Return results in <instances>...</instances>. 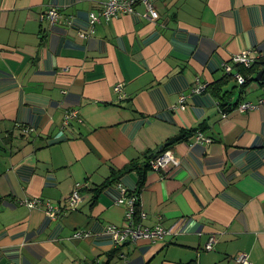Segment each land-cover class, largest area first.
Segmentation results:
<instances>
[{
	"label": "crops",
	"instance_id": "obj_1",
	"mask_svg": "<svg viewBox=\"0 0 264 264\" xmlns=\"http://www.w3.org/2000/svg\"><path fill=\"white\" fill-rule=\"evenodd\" d=\"M107 1L0 0V264H104L119 247L108 227L129 225L120 200L140 170L95 192L197 128L139 193V224L169 235L123 244L111 264H241V254L264 264V70L244 92L234 78L224 86L253 110L224 117L211 91L196 90L223 79L236 55L264 58V0H152L156 21L137 0L134 14L92 27ZM52 8L55 23L44 17ZM70 111L79 118L67 124ZM36 198L61 216L23 204Z\"/></svg>",
	"mask_w": 264,
	"mask_h": 264
},
{
	"label": "built area",
	"instance_id": "obj_2",
	"mask_svg": "<svg viewBox=\"0 0 264 264\" xmlns=\"http://www.w3.org/2000/svg\"><path fill=\"white\" fill-rule=\"evenodd\" d=\"M148 9V16L152 21L157 20V12L153 6L152 0H141ZM137 3V0H108L105 4H103V7L99 11H94L90 14V23L91 26L94 27L97 23L101 22L102 19L106 21H110L116 18H120L123 15L128 14H134L135 13V4ZM49 18L52 23H55L58 21L61 17V13L59 8H52L49 10V12L44 16ZM43 17V18H44ZM260 58H263L260 56L259 58H254L250 55V52H245L240 55H236L233 57L231 63H226L224 65V70L226 74L233 75L236 80L238 81V84L242 85L245 83L246 79L244 75L235 70V66H245L247 68L252 67ZM122 85L119 84L116 87L117 92H121ZM197 91H204L205 87H198L196 89ZM186 98L183 97L181 101V109L186 108ZM257 105L253 103H247L239 106V109L243 112L256 109ZM227 114H224V117H226ZM66 123H70L72 119L79 118L78 111H70L66 114ZM197 138L199 140H206L208 142H211V139L205 138L202 134H198ZM177 159L174 153L171 150H167L163 152L161 155L154 158L151 162L152 167L156 170H161L165 168L170 163H176ZM82 188L83 186L81 184H78L74 191L72 192L70 196V208L72 210H76L79 206V203L82 201ZM129 191H126V189L123 188V197L120 200L121 204H125L127 206V216L129 219V225L125 228H118L116 226H109L108 231L111 233L114 238L117 246L130 243V242H138L139 240H147L149 242L158 243L161 240L165 239L169 232L165 230L161 226H157L155 228H145L142 225L139 224L135 220V214L137 209V204L139 203V196L137 194H129ZM25 206H27L30 209L35 208H45L47 215L53 219L57 220L61 214L62 209L58 206H55L51 202H44L43 200H40L38 198L32 199V200H26L23 203ZM143 218L145 217V214H142ZM84 236H88V233H85L84 231H77L75 234L76 238H81ZM216 238H212L209 243L206 246L207 250H213L215 247ZM238 262L241 264H251L249 260V256L246 254H241L238 258Z\"/></svg>",
	"mask_w": 264,
	"mask_h": 264
},
{
	"label": "trees",
	"instance_id": "obj_3",
	"mask_svg": "<svg viewBox=\"0 0 264 264\" xmlns=\"http://www.w3.org/2000/svg\"><path fill=\"white\" fill-rule=\"evenodd\" d=\"M260 70H264V58H260L252 67L247 68L245 66H240V70L239 72H241L246 81L244 84L240 85L241 86V90L244 92L245 88L248 86V84L253 80V79H249V76L255 74V73H259ZM235 77L233 75H228L226 74V76L215 82L214 84H211L209 86L206 87L205 90H209L211 91L215 97L219 100V106L224 114L229 115L234 109H237L239 107V102L235 103V105L232 104V102H229V99L227 100V96L231 95V93H233V90H229V91H225L224 86L227 85L231 79ZM250 80V81H249ZM238 82V81H237ZM262 85H264V81L261 82ZM204 90V91H205ZM227 102V103H226ZM206 128H202V131H204ZM199 132V129H191V130H183L178 136L170 139L162 148L161 150H159L156 153H147L145 158H146V164L144 166V168L142 167L141 169H139V163L138 162H133L130 166H128L126 169L123 170H113V176L108 178L107 182H105L102 186H100V188L95 192L96 196H98L104 188H106L109 184H113V183H118V181L121 179V176L123 174H125L127 171H133V170H140V182H139V188L137 189V191L135 193H129V194H137L139 196L140 191L143 189L145 183H146V175L148 173V170L150 168L153 169L151 162L154 158H156L158 155L162 154L163 152L167 151L170 147L176 145L179 142H182L186 139H189L191 137L196 136V134ZM148 163V164H147ZM96 198V197H95ZM140 204H137V209H136V214H135V220L137 222L140 221L141 215H140ZM124 245H120L118 248H116L115 250H113L112 252H110L108 254V259L104 262V264H111L112 260L117 256V254L119 253V251L122 250Z\"/></svg>",
	"mask_w": 264,
	"mask_h": 264
},
{
	"label": "water",
	"instance_id": "obj_4",
	"mask_svg": "<svg viewBox=\"0 0 264 264\" xmlns=\"http://www.w3.org/2000/svg\"><path fill=\"white\" fill-rule=\"evenodd\" d=\"M264 72H261L260 75L257 77V80H262L261 78V75L263 74Z\"/></svg>",
	"mask_w": 264,
	"mask_h": 264
},
{
	"label": "rangeland",
	"instance_id": "obj_5",
	"mask_svg": "<svg viewBox=\"0 0 264 264\" xmlns=\"http://www.w3.org/2000/svg\"><path fill=\"white\" fill-rule=\"evenodd\" d=\"M234 80H236V78Z\"/></svg>",
	"mask_w": 264,
	"mask_h": 264
}]
</instances>
